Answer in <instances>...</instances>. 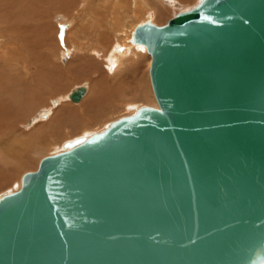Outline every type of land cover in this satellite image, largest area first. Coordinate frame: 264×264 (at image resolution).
<instances>
[{
    "label": "water",
    "instance_id": "obj_1",
    "mask_svg": "<svg viewBox=\"0 0 264 264\" xmlns=\"http://www.w3.org/2000/svg\"><path fill=\"white\" fill-rule=\"evenodd\" d=\"M133 38L158 107L25 173L0 198V264H264V0H203Z\"/></svg>",
    "mask_w": 264,
    "mask_h": 264
},
{
    "label": "bare ground",
    "instance_id": "obj_2",
    "mask_svg": "<svg viewBox=\"0 0 264 264\" xmlns=\"http://www.w3.org/2000/svg\"><path fill=\"white\" fill-rule=\"evenodd\" d=\"M30 1L32 0H27V3L25 4L24 2L17 4L13 10L9 13H5V15H3L2 10H0V24L4 22L7 24L6 29L2 32V35H0V39L5 36L7 37V40L5 39L6 43L0 44V49L4 50L3 55L0 58V63H2V66H0V159H12L13 161L16 160L20 164L28 161L29 153L33 151L32 148L35 147L34 145H40L46 138L44 134H41L44 126H54L57 124L62 126L65 125L63 122L65 119L67 121L72 120L74 115L63 114V112H66L64 109L62 110L63 112L60 111L59 113L62 117H59L58 112L60 108L68 107L71 104L80 105V103L84 101L94 89L91 83H84L82 86L87 88V93L79 103H74L69 98L70 93L79 87L74 88L68 93H64V95H62L59 99L51 101V107L46 108V106V109L40 111V114L38 112L40 116L34 119V122L31 123V127L29 126L32 130V133H30L31 137L25 136L24 139H20L19 135H17L18 133L12 138L7 137L6 131L8 130V127L11 126L12 123L16 122V120H20L21 114L29 111L34 105V102L38 103L41 101L40 99H42V94L44 92L43 88L49 85V87L54 88L51 91L56 92L59 90V87H61L59 83H56L60 72L57 73L55 71L58 74L55 76V72L43 70L36 73L34 70L33 72L35 74L31 78V72L27 65L24 68H21L24 71H19V64L21 63L20 57L24 55V51L21 48L22 46L20 47L21 44L18 43H27L29 37L37 35L38 33L42 34L41 30L35 27L36 22H34V18L36 17V8H27L28 2ZM42 1L45 2L46 0ZM100 1L101 0H99L96 6L91 7L88 12L84 11L83 14H79L78 16L76 15V18L67 17L69 22L68 26L71 27V33L75 34L76 40L86 41V44H80L78 41H73L74 43L69 51L71 53V57H74L80 62V65L78 64V68L84 71L90 70V68H96V66H94L96 65V62H104L105 68L111 74H109L108 77L120 75V81L123 83L128 79L135 80L139 66L142 63L141 60L145 59L149 68L148 75L150 77V65L152 61L151 56L145 46L134 42L133 33L137 26L143 25L147 22L156 25L154 23V17L151 16L154 13L151 11V0ZM156 1H158L161 6L168 7L174 5L176 0ZM201 1L202 0H199L193 8H195ZM71 3L72 0H47L45 7H54L59 10H65L66 8H69L70 5L74 4V1L72 4ZM109 3L111 4V8H108L107 6ZM142 13H144L147 18V21H144L145 23L139 24V21V25H136L137 23H129L128 25L130 20L132 21L137 19ZM36 20L39 21L37 17ZM81 37L83 39H81ZM24 47L27 46L24 44ZM126 66L130 67V75L118 74ZM6 68H8L7 71ZM28 78H30V82L28 84H23V81ZM98 86L100 90L102 88V90H104L102 81H100ZM121 88L122 87L117 82L115 88L112 89V94H117L119 97H122ZM148 88V93L146 92L144 95L145 99L150 100L151 107H158L152 90L151 81ZM142 107L136 108L132 115H134L136 111ZM77 121L80 122V119L78 118ZM78 122L77 125L79 124ZM111 123H108L102 131L86 132L84 135L66 141L62 145L59 153L65 151L67 146H72L76 141L85 140L93 134L103 132ZM53 129H55V127H53ZM36 131H38V133ZM18 143H21V145ZM37 147L38 146L35 148ZM20 181L19 187L14 186V189L17 191L22 185V180ZM1 197L2 196H0V198Z\"/></svg>",
    "mask_w": 264,
    "mask_h": 264
},
{
    "label": "rangeland",
    "instance_id": "obj_3",
    "mask_svg": "<svg viewBox=\"0 0 264 264\" xmlns=\"http://www.w3.org/2000/svg\"><path fill=\"white\" fill-rule=\"evenodd\" d=\"M73 1L74 4H72ZM180 1L176 0L174 5L171 4L172 6L163 7L158 1L151 0V11L154 12L151 16L154 17V23L157 26L167 24L168 21L174 18L178 13L193 8L199 0ZM22 2L25 4L27 0H0V10H2V14L5 15V13H9L17 4ZM98 2L99 0H72V5L65 10H59L54 7L46 8L47 0L45 2L42 0H32L28 2L27 8H36L35 15L39 21L36 20V17L34 18V22H36L35 27L39 28L43 35L38 33L37 35L29 37L27 40L28 42H24L27 47H24L22 43H18L21 44L20 47L22 46L21 48L24 51V55L20 57L21 63L19 64V71H24L21 68L27 65L31 72V78L35 74L34 72L37 73L43 70L60 72L59 75L61 77L56 72L54 75H58L59 78L56 83H59L61 87H59V90L56 92H52L51 90L54 88L49 87V85L43 88L44 92L43 94L41 93L43 95L42 99H40L41 101L38 103L34 102L32 108L25 113L23 112L20 117L21 119L19 118L20 120H16L17 123L14 122L12 123L13 126H9L11 128L8 127L6 131L7 137L12 138L17 133L20 139H24L25 136L31 137V123L40 116V111L51 107V101L59 99L64 93H68L87 82L91 83L94 89L90 94L91 96L88 95L80 105L71 104L68 107L60 108L58 115L60 111L63 112L62 110L64 109L66 112H63V114H72L74 117L71 121H67L65 117L63 121L65 125H62L63 127L59 126V124L54 126L47 125L48 127L44 126L41 134H44L46 138L40 145H34L38 147L32 148L33 151L29 153L28 161L20 164L16 160L15 162L12 159H0V196L17 191L14 189V186H20V180H22L23 175L27 172L35 171L44 157L59 153L62 145L66 141L84 135L86 132L102 131L108 123L132 115L136 108L151 105L150 100L144 97L145 93H148V87L150 86V77L148 75L149 68L145 59L141 60L142 63L139 66L135 80L128 79L126 82L122 83L120 81V75L108 77L110 73L105 68L104 62H96V65H94L96 68H90V70L85 71L81 69V71L78 68L80 62L74 57H71V53L69 52L70 48L72 44L78 40H76L75 34L71 33V27L68 26L69 22L67 17L76 18V15L83 14L84 11L88 12L89 9L96 6ZM100 2H105V0H101ZM107 6L111 8L110 3ZM144 21L146 22L147 18L146 15L142 13L137 19L130 20L128 25L129 23H137L136 25H139L145 23ZM6 27L7 24L5 22L0 24V35H2ZM6 38V36L2 37L0 39V44H5ZM81 39L83 38L81 37ZM82 41L83 40H80L78 42L80 44H86V41ZM3 52L4 50L0 49V58ZM0 66H2V63H0ZM7 70L8 68H6V71ZM129 70L130 67L126 66L118 74L130 75L129 73L131 71L129 72ZM100 81L103 82L104 90H102L103 88L100 90L98 86ZM29 82L30 78L23 81V84H28ZM117 82L122 87V97H119L117 94H112V89L115 88ZM59 117H62L61 114ZM78 118L80 122L77 121ZM77 122L79 123L78 125ZM53 127H55V129H53ZM36 132L38 133V131ZM18 144L21 145V143Z\"/></svg>",
    "mask_w": 264,
    "mask_h": 264
},
{
    "label": "snow or ice",
    "instance_id": "obj_4",
    "mask_svg": "<svg viewBox=\"0 0 264 264\" xmlns=\"http://www.w3.org/2000/svg\"><path fill=\"white\" fill-rule=\"evenodd\" d=\"M202 2H203V0H202Z\"/></svg>",
    "mask_w": 264,
    "mask_h": 264
}]
</instances>
